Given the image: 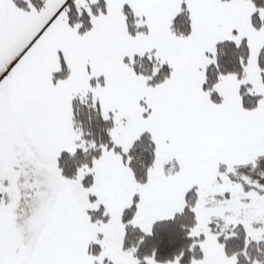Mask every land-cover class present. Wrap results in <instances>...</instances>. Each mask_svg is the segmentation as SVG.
<instances>
[{
  "label": "snow or ice",
  "instance_id": "1",
  "mask_svg": "<svg viewBox=\"0 0 264 264\" xmlns=\"http://www.w3.org/2000/svg\"><path fill=\"white\" fill-rule=\"evenodd\" d=\"M0 264H264V0H0Z\"/></svg>",
  "mask_w": 264,
  "mask_h": 264
}]
</instances>
